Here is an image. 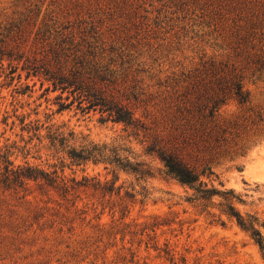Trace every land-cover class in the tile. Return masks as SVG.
I'll list each match as a JSON object with an SVG mask.
<instances>
[{"label": "rangeland", "instance_id": "1", "mask_svg": "<svg viewBox=\"0 0 264 264\" xmlns=\"http://www.w3.org/2000/svg\"><path fill=\"white\" fill-rule=\"evenodd\" d=\"M44 71L126 107L146 130L82 113ZM90 142L151 175L71 165L67 151ZM154 145L217 194L194 200L146 153ZM2 155L56 183L0 188V264H264L225 211L257 219L264 237V0H0Z\"/></svg>", "mask_w": 264, "mask_h": 264}, {"label": "trees", "instance_id": "2", "mask_svg": "<svg viewBox=\"0 0 264 264\" xmlns=\"http://www.w3.org/2000/svg\"><path fill=\"white\" fill-rule=\"evenodd\" d=\"M37 71H35V74ZM43 75L46 77V81L50 82L52 90H61L62 92L70 91L72 95L76 94L77 96L73 99L78 101L79 105L84 104V107H80L82 113H88L90 111H96L100 114V122L111 121L113 123H121L124 127L131 128L133 130L139 131V129H144V125L135 119L130 110L121 105L115 104L111 101H108L103 97L98 91L92 90L89 87H84L79 84L73 78H67L65 76L56 75L50 73L49 71H44ZM234 95L239 103H246L248 94L242 91L240 84H235L234 86ZM71 103V104H72ZM70 104L60 103L58 112L66 109ZM216 111V106H213L210 109L208 116L212 117L213 113ZM50 146L56 149V146L60 149H65V138L60 137L55 133L49 135ZM156 146H150L147 148L146 153L152 154L155 153L156 156L163 163L165 169V175L171 179L177 181L181 185H186L191 189L195 190L196 197L194 200H209L213 195H216L217 192L214 190L205 189L206 185L199 180V175L195 174L193 170L189 169L183 165L175 156L172 154H167L161 149H156ZM67 156L70 160L71 165L79 166L92 162L94 164H103L105 169L109 166L111 168L110 173L115 176L116 171H124L127 173L134 174L138 178L142 179L143 177L150 176L149 169H145V165L142 163L132 164L126 158H121L118 153V149L107 144H95L88 143L85 146L80 147L79 150L70 149L67 151ZM0 160L4 164L3 173L0 175V188L11 189V188H22L26 185L27 181H39L43 180L44 183L52 186L56 183V178L49 177L48 174L37 171L31 167L26 168H16L13 169L12 163L8 159L7 155L0 156ZM207 172V173H206ZM202 174L209 177L212 175L209 169H204ZM117 179V176L116 178ZM114 182L110 186H105V189L108 192H113ZM64 192H66V189ZM231 192L221 194L224 200H229V195ZM131 197V195H130ZM226 213L234 218L236 224L245 232L249 233L250 237L253 239L255 244H257L260 249L264 250V237L262 236L259 229H257L258 221L253 217L244 219L232 205L226 204ZM264 228V225H261Z\"/></svg>", "mask_w": 264, "mask_h": 264}]
</instances>
